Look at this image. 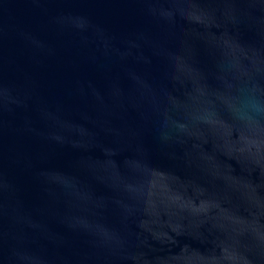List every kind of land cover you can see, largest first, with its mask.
<instances>
[{
  "label": "water",
  "instance_id": "1",
  "mask_svg": "<svg viewBox=\"0 0 264 264\" xmlns=\"http://www.w3.org/2000/svg\"><path fill=\"white\" fill-rule=\"evenodd\" d=\"M0 264H264V0H0Z\"/></svg>",
  "mask_w": 264,
  "mask_h": 264
}]
</instances>
